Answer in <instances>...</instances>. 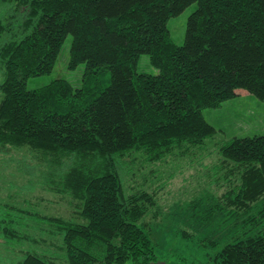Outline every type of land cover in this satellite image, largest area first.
I'll return each mask as SVG.
<instances>
[{"label": "trees", "instance_id": "16d2710c", "mask_svg": "<svg viewBox=\"0 0 264 264\" xmlns=\"http://www.w3.org/2000/svg\"><path fill=\"white\" fill-rule=\"evenodd\" d=\"M193 2L177 45L167 20ZM68 34L69 67L85 64L81 84L27 88L52 70ZM142 53L158 73L137 71ZM1 76L0 147L26 150L45 186L78 202L86 220L34 215L62 232L66 262L27 252L16 264H164L137 225L152 196L124 194L122 159L187 153L215 133L203 108L242 90L264 99V0H0ZM220 153L239 180L221 201L257 229L215 259L264 264V132L232 137ZM27 214L0 202L1 243L24 237L17 227Z\"/></svg>", "mask_w": 264, "mask_h": 264}, {"label": "rangeland", "instance_id": "374dc122", "mask_svg": "<svg viewBox=\"0 0 264 264\" xmlns=\"http://www.w3.org/2000/svg\"><path fill=\"white\" fill-rule=\"evenodd\" d=\"M195 7L193 2L167 20L177 45L183 43L187 18ZM71 39L70 34L65 37L52 70L28 78L27 88H37L56 78L68 80L73 87L81 84L85 64L74 68L68 65ZM137 71L158 73L147 53L139 56ZM234 93L219 107L202 109L204 118L216 130L191 151L175 152L165 162L147 161L141 153L122 159L124 194L142 191L152 196L151 205L137 225L148 234L157 259L164 264H220L215 255L225 243L243 231L252 234L257 229L248 223L250 214L221 201V196L239 182L237 175L229 174L224 166L222 143L232 137L264 132V99L244 90ZM1 96L0 93V99ZM47 180L26 150L0 147V202L29 211L22 227H17L24 237L11 244L0 242V264H16L27 252L57 263L66 262L62 232L49 220L41 221L34 215L71 218L79 223L86 220L77 215L79 208L74 204L78 202L47 188Z\"/></svg>", "mask_w": 264, "mask_h": 264}]
</instances>
